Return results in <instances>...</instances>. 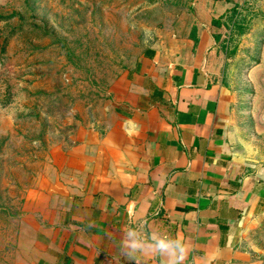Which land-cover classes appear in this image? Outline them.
Segmentation results:
<instances>
[{
	"label": "crops",
	"instance_id": "0c3cea01",
	"mask_svg": "<svg viewBox=\"0 0 264 264\" xmlns=\"http://www.w3.org/2000/svg\"><path fill=\"white\" fill-rule=\"evenodd\" d=\"M237 0H190L187 23L169 26L127 68L108 115L88 129L79 181L37 226L33 264H168L130 253L136 229L186 245L182 264H262L248 249L264 218V168L229 141L233 101L219 51Z\"/></svg>",
	"mask_w": 264,
	"mask_h": 264
},
{
	"label": "rangeland",
	"instance_id": "374dc122",
	"mask_svg": "<svg viewBox=\"0 0 264 264\" xmlns=\"http://www.w3.org/2000/svg\"><path fill=\"white\" fill-rule=\"evenodd\" d=\"M190 0H0V264H33L35 238L79 181L85 135L143 49ZM234 152L264 168V0H237L219 49ZM264 264V218L245 238Z\"/></svg>",
	"mask_w": 264,
	"mask_h": 264
},
{
	"label": "clouds",
	"instance_id": "9594fccd",
	"mask_svg": "<svg viewBox=\"0 0 264 264\" xmlns=\"http://www.w3.org/2000/svg\"><path fill=\"white\" fill-rule=\"evenodd\" d=\"M123 244L130 253L148 248L157 254L167 256L169 258L168 264H182L187 251L186 245L179 238L172 239L166 235L153 234L149 243L134 228H129L126 231Z\"/></svg>",
	"mask_w": 264,
	"mask_h": 264
},
{
	"label": "trees",
	"instance_id": "16d2710c",
	"mask_svg": "<svg viewBox=\"0 0 264 264\" xmlns=\"http://www.w3.org/2000/svg\"><path fill=\"white\" fill-rule=\"evenodd\" d=\"M216 1V0H215Z\"/></svg>",
	"mask_w": 264,
	"mask_h": 264
}]
</instances>
